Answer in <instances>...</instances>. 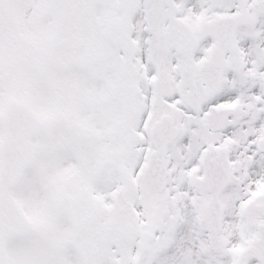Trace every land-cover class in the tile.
Segmentation results:
<instances>
[{
    "label": "snow or ice",
    "instance_id": "6c2138e0",
    "mask_svg": "<svg viewBox=\"0 0 264 264\" xmlns=\"http://www.w3.org/2000/svg\"><path fill=\"white\" fill-rule=\"evenodd\" d=\"M0 264H264V0H0Z\"/></svg>",
    "mask_w": 264,
    "mask_h": 264
}]
</instances>
